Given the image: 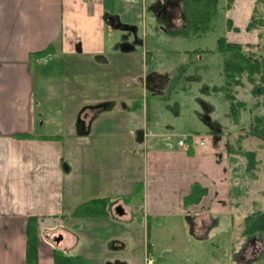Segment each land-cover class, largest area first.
<instances>
[{
	"label": "crops",
	"instance_id": "0c3cea01",
	"mask_svg": "<svg viewBox=\"0 0 264 264\" xmlns=\"http://www.w3.org/2000/svg\"><path fill=\"white\" fill-rule=\"evenodd\" d=\"M146 6L147 0H0V264H58L59 254L75 264H131L106 249L112 241L109 249L125 250L121 230L101 241L87 223L132 222L137 204L122 195L139 189L148 238L143 260L156 247L149 242L153 230L155 237L162 232L159 250L190 255L194 264H264L262 240L244 234L247 205L258 200L251 201L246 185L234 186L229 134H215L216 144L207 147V140L185 130L169 134L149 118L153 57L177 64V71L187 61L181 50L172 58L170 50L159 55L157 43L148 46L139 32L148 26ZM157 16L159 31L178 32L183 0H167ZM164 136L175 143H163ZM182 136L188 140L179 146ZM194 184L205 192L189 203ZM95 199L110 203L107 214H74ZM156 219L183 224L151 226ZM29 227L36 236L32 263ZM91 233L99 239L94 251L80 243Z\"/></svg>",
	"mask_w": 264,
	"mask_h": 264
},
{
	"label": "rangeland",
	"instance_id": "374dc122",
	"mask_svg": "<svg viewBox=\"0 0 264 264\" xmlns=\"http://www.w3.org/2000/svg\"><path fill=\"white\" fill-rule=\"evenodd\" d=\"M167 0H158L156 3H151L147 0V27L140 29V34L148 46L152 43H157V48L162 51H172L169 55L173 58L175 50H181L179 53L185 56L187 65L184 70L177 71V64L157 61L153 57L150 64V71L147 75L148 90L151 93L150 98V113L149 118L157 123V128L169 134L183 132L194 135V138L205 139L208 141L209 147L215 145V134H229L228 139L230 148L234 151L235 160L234 166V186L241 185L243 189L248 191V197L258 200V205L253 207L247 205V210L250 213L257 209H264V140L259 139L251 134L253 120L255 116H264V94L254 95L252 89L254 84L250 83L247 75L241 77V85L233 86L231 93L235 100L246 103V111H242L239 122L235 123L229 116L230 100L226 97L227 89L225 88V76L223 72L222 53L218 50V40L220 37H226L227 40L239 39L244 41L241 43L243 51L247 55H252L254 59L264 57V26L255 28L251 31L240 30L236 31L233 26H228V20L233 19L232 24L243 23L249 21L251 17L264 19V2L260 0H234L229 9L225 8L227 0H219V12L212 20V29L206 33L199 35H191L190 37H182L175 32L169 31L163 34L158 30L162 25L161 18L158 17V12L166 4ZM234 8V12L232 8ZM184 8V7H183ZM232 11V12H231ZM231 13L233 15H231ZM153 27L156 29L152 32ZM231 29L233 33L231 34ZM248 33V34H247ZM249 39V40H248ZM253 40V43L248 41ZM158 41V42H156ZM156 48V47H155ZM192 49V50H189ZM183 50V51H182ZM166 58V57H165ZM179 74L177 77L176 75ZM175 76V77H174ZM256 83H260V75H256ZM173 88H175L173 90ZM152 94L154 96H152ZM42 112V111H40ZM193 118V122L189 123L188 119ZM181 123V124H180ZM163 143L172 146L175 143V137L164 136L160 138ZM225 145V144H224ZM224 150L226 148L224 147ZM236 150L238 153L236 154ZM231 151V152H232ZM239 151H255L256 159L261 163L257 164L253 171L247 172L245 168L247 158L239 154ZM140 155V152L137 153ZM262 159V160H260ZM124 166H122V170ZM133 172V171H131ZM250 176L256 177L252 179ZM245 179V180H244ZM244 180V181H243ZM108 192V191H107ZM114 193V191H109ZM259 193V195H255ZM117 194V192H115ZM70 191L66 189V198L68 199ZM118 197V195H117ZM124 201L133 205L134 219L132 222H116L106 221L105 218L100 222L91 219L87 226L90 229H98L102 236L101 241L106 240L111 234L117 235L120 230L121 239L124 242L125 250L113 251L108 246H112V241L106 244V249L111 256L126 257V261L131 264H144L143 250L148 238L146 234V222L143 217V212L139 203L142 201L143 192L141 189L134 196L126 197L122 195ZM110 203L107 204L106 211H109ZM249 213V214H250ZM175 226V230L182 227L180 223H167L163 221L151 220L152 226ZM181 224V227H178ZM77 226V225H75ZM97 231V230H95ZM109 231V232H108ZM149 238L150 244L156 246L153 251L155 264H194V260L190 255H186L177 251L166 253L159 250L163 239L161 231L154 235L153 230ZM93 233L89 237L81 238V246H94L99 239L93 237ZM113 239V238H112ZM177 238H173L176 240ZM108 245V246H107ZM97 247H93L96 249ZM78 252V251H76ZM94 258V257H91Z\"/></svg>",
	"mask_w": 264,
	"mask_h": 264
},
{
	"label": "trees",
	"instance_id": "16d2710c",
	"mask_svg": "<svg viewBox=\"0 0 264 264\" xmlns=\"http://www.w3.org/2000/svg\"><path fill=\"white\" fill-rule=\"evenodd\" d=\"M264 2V0H260ZM234 0H227L226 7L230 8ZM219 0H183V18L185 24L176 34L182 37H190L191 35H199L206 33L212 29V20L219 12ZM228 26L232 28V21L228 20ZM264 26V19L251 17L245 27L246 31H251L255 28ZM236 31H240L238 27H234ZM241 43L229 42L226 37H220L218 40V50L222 53L223 72L225 76V88L227 89L226 97L230 100L229 116L238 123L242 111H246L247 106L243 101H237L231 93L233 86L241 85V77L246 74L250 83L254 84L252 92L254 95L264 94V57L261 59H254L252 55H247L242 49ZM49 51V49H48ZM256 75H260L259 85L256 83ZM251 134L259 139L264 140V116H255ZM24 137H31L32 135H23ZM49 138H60V136H53ZM230 145V144H229ZM228 147L230 148V146ZM239 154L247 158L246 170L251 172L255 166L259 164L256 159L255 151H239ZM252 179L254 176H250ZM204 189L198 184L192 185L191 192L185 198L189 203L198 202L204 195ZM107 200L95 199L85 202L76 207L74 214L77 216L90 215L101 216L107 214ZM34 230V229H33ZM35 233V230H34ZM244 234L247 238L259 237L264 246V210L258 209L252 211L244 219ZM28 240V261L32 263L36 256V236L29 227ZM58 264H75L76 259L64 254L57 255Z\"/></svg>",
	"mask_w": 264,
	"mask_h": 264
},
{
	"label": "built area",
	"instance_id": "2783aa9c",
	"mask_svg": "<svg viewBox=\"0 0 264 264\" xmlns=\"http://www.w3.org/2000/svg\"><path fill=\"white\" fill-rule=\"evenodd\" d=\"M49 59H50L49 57H42L41 58V60L46 61V62L49 61ZM187 140H188V137L182 136L178 141L179 146H184L186 144ZM198 144H199V146H205L206 142L204 140H201V141H198ZM145 259H146L145 264H155L154 258L152 257V255H150V254L147 255Z\"/></svg>",
	"mask_w": 264,
	"mask_h": 264
},
{
	"label": "flooded vegetation",
	"instance_id": "af4514ba",
	"mask_svg": "<svg viewBox=\"0 0 264 264\" xmlns=\"http://www.w3.org/2000/svg\"><path fill=\"white\" fill-rule=\"evenodd\" d=\"M118 210H119V211H122L123 209H122V208H118ZM123 212H124V210H123ZM149 254L152 255V257H153V253H152L151 251L148 250V251L146 252L145 258H146V256L149 255ZM153 258H154V257H153ZM145 260H146V259H144V263H145Z\"/></svg>",
	"mask_w": 264,
	"mask_h": 264
},
{
	"label": "water",
	"instance_id": "95a60500",
	"mask_svg": "<svg viewBox=\"0 0 264 264\" xmlns=\"http://www.w3.org/2000/svg\"><path fill=\"white\" fill-rule=\"evenodd\" d=\"M117 212H118L119 214H122V213H123V210H122V211L117 210ZM60 240H61V237H59V238L57 239V241H60Z\"/></svg>",
	"mask_w": 264,
	"mask_h": 264
}]
</instances>
